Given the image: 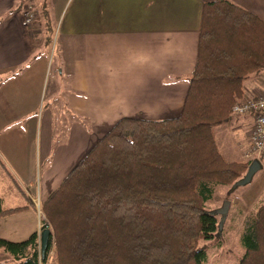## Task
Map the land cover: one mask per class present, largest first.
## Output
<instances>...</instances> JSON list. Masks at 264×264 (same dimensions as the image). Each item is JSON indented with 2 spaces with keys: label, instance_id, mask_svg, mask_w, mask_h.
<instances>
[{
  "label": "trees",
  "instance_id": "16d2710c",
  "mask_svg": "<svg viewBox=\"0 0 264 264\" xmlns=\"http://www.w3.org/2000/svg\"><path fill=\"white\" fill-rule=\"evenodd\" d=\"M43 8L35 23L48 18ZM263 71L264 21L230 0L206 2L182 113L123 118L98 141L42 205L52 232L45 258L40 232L0 246L17 264H50L54 242L55 264H208L198 241L220 234V217L207 203L252 162L229 161L215 130L237 116L246 81ZM25 209L7 208L0 194V218ZM242 240L239 264H264V203L245 216Z\"/></svg>",
  "mask_w": 264,
  "mask_h": 264
},
{
  "label": "crops",
  "instance_id": "0c3cea01",
  "mask_svg": "<svg viewBox=\"0 0 264 264\" xmlns=\"http://www.w3.org/2000/svg\"><path fill=\"white\" fill-rule=\"evenodd\" d=\"M209 1L59 0L63 60L54 64L48 22L30 27L24 8L16 12L22 0H0V165L27 198L7 207L27 209L0 218L18 237L0 238L39 232L33 202L43 204L119 120L182 113ZM230 1L264 21V0ZM263 93L264 71L246 81L245 98ZM227 124L247 129L249 147L254 114Z\"/></svg>",
  "mask_w": 264,
  "mask_h": 264
},
{
  "label": "rangeland",
  "instance_id": "374dc122",
  "mask_svg": "<svg viewBox=\"0 0 264 264\" xmlns=\"http://www.w3.org/2000/svg\"><path fill=\"white\" fill-rule=\"evenodd\" d=\"M58 4L59 0H30L27 2V7L32 8L34 12L35 6L40 8V11H45V8L43 7L46 5L49 7L46 10L48 13V18H46L47 15L44 17L48 19V34L51 38L48 50H50L54 64H56L58 60H63V47L61 40L59 39V31L57 30L59 26V15L62 8L59 7ZM57 5L58 7H56ZM67 8L68 5L66 10ZM247 133V129L234 127L231 124L229 126L228 124H222L216 128L215 137L217 143L221 152L229 161H246L244 155L248 149ZM262 162L264 164V160H262ZM41 171L42 173L46 171V167L44 165ZM38 176L40 181V170ZM0 190L2 191L3 197L6 201V207L12 205H21L22 203L27 202V198L25 197L21 187L15 183L14 179H11L10 176L6 175L1 165ZM226 200H230L232 206L230 208L222 234H218L212 239L201 238L198 241V246L207 250L208 264H239L241 258L244 256L245 247L242 240L243 222L246 215L256 211L257 207L264 203V169L255 175L253 181L250 184L239 187L233 192L232 187L230 186L218 185L215 189L214 198L207 203V208L209 211L219 209ZM42 205V201L36 200V220L39 222V230L41 231L43 229L42 224H44V221H42L44 220ZM32 223L33 219L31 217V219L28 221L29 226H31ZM9 230L10 227L7 225H1L0 235H11L13 237L17 235L13 232H10ZM55 254L50 256V264H55ZM17 263L18 261L14 258V256L7 252L2 246H0V264Z\"/></svg>",
  "mask_w": 264,
  "mask_h": 264
},
{
  "label": "built area",
  "instance_id": "2783aa9c",
  "mask_svg": "<svg viewBox=\"0 0 264 264\" xmlns=\"http://www.w3.org/2000/svg\"><path fill=\"white\" fill-rule=\"evenodd\" d=\"M24 19L27 25H35L36 16L32 8H25ZM233 112L240 116L254 114V127L251 132L250 146L245 152V158L252 160L260 157L264 153V93L255 97L244 98L234 106ZM42 225V228H45L46 224ZM55 252L56 243L54 242L50 254L53 256Z\"/></svg>",
  "mask_w": 264,
  "mask_h": 264
},
{
  "label": "water",
  "instance_id": "95a60500",
  "mask_svg": "<svg viewBox=\"0 0 264 264\" xmlns=\"http://www.w3.org/2000/svg\"><path fill=\"white\" fill-rule=\"evenodd\" d=\"M263 169H264V164L262 163V161L259 158L254 159L251 162V164L249 165L248 170H247L246 174L244 175V177L241 178L240 180H238L232 186V192L237 190L239 187L246 186V185L250 184L253 181L255 175ZM231 206H232L231 201L226 200L224 202V204L222 205V207L212 211L213 214L220 217V221H219V233L220 234H222V232H223L224 225L227 221ZM51 234H52V232L49 228H46L42 231L41 247H42L43 258H45L46 251L49 247Z\"/></svg>",
  "mask_w": 264,
  "mask_h": 264
}]
</instances>
